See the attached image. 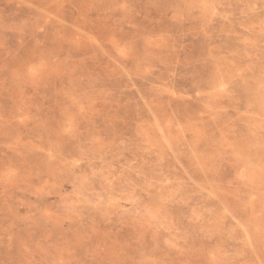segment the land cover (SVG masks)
I'll return each instance as SVG.
<instances>
[{
    "label": "rangeland",
    "instance_id": "374dc122",
    "mask_svg": "<svg viewBox=\"0 0 264 264\" xmlns=\"http://www.w3.org/2000/svg\"><path fill=\"white\" fill-rule=\"evenodd\" d=\"M0 264H264V0H0Z\"/></svg>",
    "mask_w": 264,
    "mask_h": 264
}]
</instances>
